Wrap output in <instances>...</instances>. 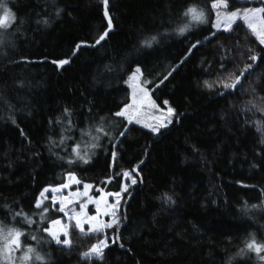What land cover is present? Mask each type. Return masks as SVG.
<instances>
[{"label": "trees", "instance_id": "1", "mask_svg": "<svg viewBox=\"0 0 264 264\" xmlns=\"http://www.w3.org/2000/svg\"><path fill=\"white\" fill-rule=\"evenodd\" d=\"M213 2L108 0L107 22L104 0H4L0 228L34 250L25 264H261L247 245L264 243V44L240 20L212 29ZM190 7L206 24L180 34ZM134 67L173 109L156 134L116 116ZM124 172L135 183L100 254L85 255L100 235L72 225L55 244L46 229L62 216L36 207L41 191L72 174L117 193Z\"/></svg>", "mask_w": 264, "mask_h": 264}, {"label": "rangeland", "instance_id": "2", "mask_svg": "<svg viewBox=\"0 0 264 264\" xmlns=\"http://www.w3.org/2000/svg\"><path fill=\"white\" fill-rule=\"evenodd\" d=\"M254 1L255 0H227L226 8H213L211 5V16L208 21L209 23H212V29L224 30V16L235 11L240 15L234 18L232 24L238 20L242 21V23L251 31L257 42L261 44L257 36L248 27V24L243 17V13L246 10L264 9L263 7L252 8L251 5ZM217 13H219V19L221 21L219 26H217ZM188 16L189 21H193L191 15ZM261 18H264V13L260 12H257L255 16L249 14L248 17V19H255L257 21L258 28V21ZM206 19L207 17L205 16V21L202 23L196 21H193V24L188 23L187 25H189V28L185 32H189L205 25ZM0 21H4V23L0 24V26L5 25L8 21L4 19V8L2 7H0ZM137 68L138 67H134L133 71L125 81V86L127 87V102L118 110L117 113L124 112L125 110L127 111L125 112V115H117L116 113V116H119L124 120L125 125L123 126V130L129 125H134L156 134L161 129L172 123L173 113L169 114L167 112V109L170 108V106L166 102H162L160 105L152 100L148 89V83L141 79V72L137 73ZM103 128H106V125L100 124L95 130L100 131ZM153 129L156 130L154 131ZM115 133L117 134V130L115 128H111L108 132L109 137L112 138ZM83 137L85 138L86 134H84ZM125 173L128 172H124L122 174V184L117 193H107L99 188H93L90 184L81 182L77 183L76 179L75 181L69 179L70 177H74L72 174L66 175V182L64 185H68L67 187L61 185L55 188H44L37 198L36 207L38 203L41 205L44 201L48 200L52 206H56L57 211H59L62 216L61 218L50 222L46 229V233L50 236L54 243L63 247L69 245V243H63V241L68 240L65 232H67L69 225L75 227L74 225L76 221L75 219H70V216L78 214L80 220L82 221L84 231H81L78 227L75 228L84 234L100 235V239H98V241L87 253L88 256H98L104 247V245L101 244V241H104L105 243H107V241H112L111 229L120 222L119 210L123 202V194L134 181V179L129 176V173L127 176H125ZM85 185H88L89 187L85 188ZM55 189L60 190L55 191ZM113 205H115V207H112ZM113 213L115 216H113ZM92 217H95V219H91ZM56 221H59L60 223L57 224ZM105 224H111L112 227H104ZM93 229L99 230L94 231ZM57 239L61 242L57 243ZM98 245L100 246L98 251L94 252L93 248ZM2 246L0 248H2ZM247 250H249L256 262L264 264V259H262V257H264V251H261L258 254L255 250L249 249L248 247ZM13 253L15 254L14 256ZM26 254L31 258L25 261L22 258ZM7 255L9 259L4 262L3 259L0 258L1 264H25L35 259L33 252L28 253L27 249L22 250L20 247L18 249L15 248L13 251H9Z\"/></svg>", "mask_w": 264, "mask_h": 264}, {"label": "snow or ice", "instance_id": "3", "mask_svg": "<svg viewBox=\"0 0 264 264\" xmlns=\"http://www.w3.org/2000/svg\"><path fill=\"white\" fill-rule=\"evenodd\" d=\"M104 4H105V9H106L105 15L107 16L108 15V13H107L108 0H104ZM0 7L4 8V19L5 20H9V19H14L15 18L13 16V14L7 10V8H6L5 4H4V0H0ZM212 7L213 8H226L227 7V0H214V2L212 4ZM257 12L264 13V9H250V10H246L243 13V17L245 18V20H246V22L248 24V27L252 30V32L259 39L260 43L264 44V18L259 19V21H258L259 28L257 26V21L255 19H248L249 14H251L252 16H255V14ZM185 15H191L192 20L196 21V22H201L202 23V22L205 21L204 12L203 11H199L198 12L195 7H190L187 10V12L185 13ZM238 15H240L238 12L233 11V12H231L229 14H226L224 16L223 24H224L225 30H229L230 29L234 18H236ZM217 16H218L217 26H219L220 23H221V21L219 19V13H217ZM3 23H4V21H0V24H3ZM188 28H189V25H185L184 27L180 28L179 29L180 34H184V32ZM110 29H111V19H109V30ZM105 36H107V31L97 39L96 43H99L101 40H103L105 38ZM152 40L154 41L155 37H152ZM145 43L147 44V46H151V42L150 41H146ZM252 59L255 60L256 57L253 56ZM67 62H68L67 60L61 61L60 64L62 65V64H65ZM248 67L250 68L251 65H249ZM245 71H247V69H245ZM136 72L139 73L140 69L137 68ZM241 75H243V73ZM239 82H240V77H237L236 81L232 85H226V87H233L234 88L235 85L238 84ZM126 111L127 110H125L124 112L117 113V115H125ZM167 112L169 114H172L173 113V109L172 108H168ZM153 130L155 131L156 129H153ZM81 158L83 159V157H81ZM85 163H87V160H85ZM127 175H128V173H125V176H127ZM69 179L75 181V177H70ZM76 182L78 183L79 181H76ZM133 183H135V181H133ZM67 186L68 185H64V187H67ZM88 187H89L88 185H85V188H88ZM59 190L60 189H55V191H59ZM39 206L40 205L38 203L37 207H39ZM112 207H115V205H113ZM45 211H47V209H45ZM113 216H115L114 213H113ZM70 219H75L76 223H75L74 226L80 228L81 231H84V229L82 227V221L80 220L78 214L75 215V216H70ZM91 219L94 220L95 217H92ZM56 223L59 224L60 222L56 221ZM104 227H112V225L111 224H105ZM93 230L94 231H98L99 229H93ZM0 234L3 235V241H4L3 248H0V256H2L3 259L7 260V259H9L7 253L12 250V246L14 245L16 249H18L20 247L19 237H20V235L22 233H20L18 231H15V230H8L7 232H4V230L2 228H0ZM65 235H67V232H65ZM60 242L61 241L59 239H57V243H60ZM63 243L67 244V243H70V241L65 240V241H63ZM101 244L106 246V243L104 241H101ZM99 247H100L99 245L95 246L93 248V251L97 252ZM247 247L249 249L255 250L258 254L261 251H264V243L257 244L255 239H253L250 243H248ZM27 251H28V253H32L34 250L32 248H29ZM85 255H87V253ZM30 258L31 257L26 254L22 259L26 261V260H28ZM36 259H42V258L37 256ZM262 259H264V257H262Z\"/></svg>", "mask_w": 264, "mask_h": 264}, {"label": "water", "instance_id": "4", "mask_svg": "<svg viewBox=\"0 0 264 264\" xmlns=\"http://www.w3.org/2000/svg\"><path fill=\"white\" fill-rule=\"evenodd\" d=\"M104 6H105V4H104ZM104 14V16H105V18H106V20H107V22H108V17L105 15V12L103 13ZM60 65V64H59Z\"/></svg>", "mask_w": 264, "mask_h": 264}]
</instances>
